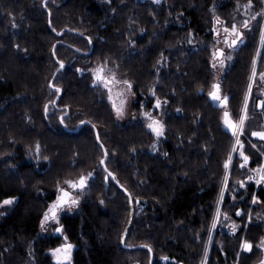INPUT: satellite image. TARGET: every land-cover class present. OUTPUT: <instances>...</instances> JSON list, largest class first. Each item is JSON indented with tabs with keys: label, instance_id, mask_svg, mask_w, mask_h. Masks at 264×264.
Segmentation results:
<instances>
[{
	"label": "trees",
	"instance_id": "obj_1",
	"mask_svg": "<svg viewBox=\"0 0 264 264\" xmlns=\"http://www.w3.org/2000/svg\"><path fill=\"white\" fill-rule=\"evenodd\" d=\"M247 2L0 0V202L15 197L13 205L0 208V264H53L46 252L59 245V238L39 233L42 215L56 198L58 181L88 172L93 176L86 184L85 204L76 215L61 219L63 238L76 246L72 264H150L151 256L152 264H202L228 170L224 162L233 147L232 135L223 128L225 111L208 97L215 79L210 40L214 21L230 26L236 5ZM260 24L220 85L234 121ZM191 38L201 44L192 47ZM105 59L132 82L144 109L151 108L153 91V99L167 101L164 139L157 147L143 121L119 126L106 92L93 85L90 70ZM61 60L64 67L55 77ZM81 120L85 123L74 132ZM243 142L252 170L262 162L264 141L252 140L259 149ZM37 144L45 161L40 169L21 154L36 150ZM105 150L115 179H105L100 164ZM240 162L235 158L228 191L252 173ZM255 191L251 184L237 204L226 191L221 213L239 218L246 229L234 236L215 230L206 264H259L264 221L255 217L260 207L251 209L250 202L253 194L257 203L264 202V187ZM244 239L253 244L248 254L240 251Z\"/></svg>",
	"mask_w": 264,
	"mask_h": 264
},
{
	"label": "rangeland",
	"instance_id": "obj_2",
	"mask_svg": "<svg viewBox=\"0 0 264 264\" xmlns=\"http://www.w3.org/2000/svg\"><path fill=\"white\" fill-rule=\"evenodd\" d=\"M151 1L154 3H160L161 2V0H159V2H157V0H151ZM257 1H258V4H257L258 6H253V4H252L251 8H245L246 4L245 5H243V4L236 5V8H235L236 14H235L233 21L231 22V25L233 23H236L237 26L239 27L240 24H242V22L245 19H247L251 25V27L247 28V29L240 28V30L242 32H244V37H243L242 43L238 42L237 45H235L234 47H229L228 44H226L224 42V37L226 35L229 37V43L231 42V39L233 38V36L231 34L224 32V28L225 27L230 28L231 25L226 26L224 22L217 23V20H215L214 21V27L212 29L213 36H212V39L210 40V49H211V56H212V64L215 65V67H213V71L215 73L214 84H219V93L218 94L221 97V99H223V97L227 96V95L222 92L220 85H221V83L225 77V74L230 69V67L233 65V61L236 58L237 52L240 50L241 47L245 46V44L247 42V38L250 36L253 29L256 27V24L261 22L260 27H259L258 38H257V42H256V48L254 51L255 64L252 65L251 74L249 75V78L247 80V85H246V89H245V93H244L242 107H241V110L239 112V116L235 119V121H238L242 112L244 110H246L247 119L245 120L244 129L242 132L238 133L240 140L242 142L243 148H241L239 145H235L236 137L234 136L232 145L233 146L235 145V148L232 147V150L230 153L231 154V161H230V164H229V167H228V170L226 173L225 181L223 184V188H222L221 201L219 202V206H218L219 213L218 214L216 213V217H215V220L213 222V224L215 223V227H212V232L209 234L210 236H208V242L206 244L207 245L206 259L208 258V255L210 253V249L213 245V240L215 238L214 237L215 230L234 236L239 231H241L242 228L244 230L246 229V225H245V227H243L241 225L242 223H241L239 218L230 217L228 215H225L224 213H221L220 208H221V204H222V198L224 197L226 191H227V193H229V198H230L231 203L237 204L240 200H241L240 202L243 201V199H242L243 196H241V193L243 191H246V189L251 184H253L255 186L256 191L260 187H264V183H261L260 186L258 187V184L256 183L255 179L250 181L246 178L244 180L236 181L233 185H231V187H230L231 189L229 191L227 189V185H228L227 184L228 183L227 178L229 176V173H230V170L232 168V165L234 163L235 158H239L242 160V162H240V168L241 169H245L246 171H249V173H251V170L249 169V166H248L249 162L246 165H244L243 167L241 166L243 163V158L240 156V151L245 150V144L243 141H248V143L252 147H253V145H255V147H253L255 149H259V146L257 143L252 142V140H253L252 138H251L252 140H250V139L247 140V134H249L253 130H264V79H262L259 75L260 73H264V61L262 63V56H264V43H261V41H260L261 26H264V0H257ZM245 13H247V15H245ZM253 16H255L256 18L252 19ZM189 44L192 47H195V46L201 44V40H199V39L194 40L191 38L189 40ZM216 48H220L223 50V53H224V55L222 56V59L224 61L223 66H221V64L219 63V60L213 58V53H214ZM228 56H231V59H227ZM96 65L97 64H95L93 66V68ZM253 68H255V73H256L255 75H253ZM117 76L119 79H124L121 76V74L118 72H117ZM249 84H251L250 89H249ZM98 86L106 92V99H107V102L109 104L111 113L113 114L114 119L119 126H124L125 124L132 122V121L133 122L143 121L145 123L146 128H147L148 121L142 115V113L145 111L150 112L151 114L156 116V118L161 120V122L164 124L165 107H166V103L164 101L160 100L161 106L159 108H157V107H155V102L157 99L156 98L153 99V95H150L149 99L152 98L151 108L144 109L143 108L144 106L143 107L141 106V105H143V102L142 103L139 102L137 100L136 96L134 95L133 91H131V93L127 94V99H126V102L124 105L123 115L118 117L115 110L112 108V101H110L108 99L107 89H105L103 87V85H98ZM116 87L118 88L120 86H116ZM115 90L116 89L114 88L113 96L116 99L117 103H119V98L115 97ZM212 91H213V88H212ZM208 97L210 100H212V102L216 106L222 108L223 111H226L227 102H226V104H222V103H220V101L214 100L210 95H208ZM245 101H246V103H245ZM258 101H262L261 109L257 108L258 107L257 106ZM136 104L138 106L136 108H134V106ZM144 104L146 105V103H144ZM256 127H258V129H254ZM147 129L151 132V134L153 136L154 146L157 147L158 144L161 141H163L164 135L161 137H157L155 135V133H153L149 128H147ZM262 146H263V150H262V154H261V157H262L261 164H264V143ZM21 154H22L23 160L31 163L36 169H40V168L45 167V161H43L41 158L39 160L37 159V149L33 150V151L23 149L21 151ZM253 175H255V174L252 172L251 174L246 173L245 176L248 177V176H253ZM241 181H243V186H241V183H240ZM87 189H88L87 186H85L83 189H69L74 197L79 198L78 204L75 206H72L70 208V210L66 206L65 209L62 210L60 215H59V223L58 224L56 221H51V222H48L44 226V228L42 229L41 221H40L39 233L42 236H53V237L57 236L59 238V245L62 243H69L68 241H65V239L63 238V231L61 233H56L54 231V228L61 225V219L63 217H66V216L72 217V216L76 215L82 209L83 205L85 204V193H86ZM13 203H14V200L11 204H8V205H4L1 203L0 208L4 207V206H11V205H13ZM254 205L260 207V209H261L260 212L257 215H255V217L259 215L258 218L264 221V202H262V201H260L259 203H257L256 201L253 202V198H252L251 202H250V208L252 209V207ZM249 215H251V210L246 217V223H248L249 219L252 217ZM252 215H254V214H252ZM233 224H235L237 226L235 233H233V231H232V225ZM75 250H76V246H74L72 251H71V257H72L71 261L65 262V264H72ZM240 251H242L241 248H240ZM46 253L51 258L53 264H57V261L54 259L51 252L48 250ZM234 264H237V263H234Z\"/></svg>",
	"mask_w": 264,
	"mask_h": 264
},
{
	"label": "snow or ice",
	"instance_id": "obj_3",
	"mask_svg": "<svg viewBox=\"0 0 264 264\" xmlns=\"http://www.w3.org/2000/svg\"><path fill=\"white\" fill-rule=\"evenodd\" d=\"M159 2V0H157ZM253 4V0H248L247 4L245 5V8H251ZM247 15V13H245ZM256 17L253 16L252 19H255ZM219 19L217 18V23H219ZM16 25L13 24V27ZM250 22L245 19L242 24L238 27L236 23H233L231 27H225L224 32L231 34L233 38L231 39V42L229 43V37L226 35L224 37V42L228 44L229 47H233L237 45L238 42L242 43L243 42V37H244V32L240 30V28H250ZM141 32H143V29H141ZM260 41L261 43H264V26H261V31H260ZM89 42H91V38L89 37ZM55 54V53H54ZM223 50L220 48H216L214 53H213V58L214 59H219V57L223 56ZM227 59H231V56H228ZM159 63V61H157ZM219 63L221 66H223V59H219ZM60 67H64V61H59ZM253 64H255V58L253 60ZM215 67V65H213ZM77 71H84L83 69H77ZM93 80L92 83L93 85H103L105 89L108 91V99L112 101V108L115 110L117 116L123 115V110H124V105L127 99V94L131 93L133 84L131 81L127 79H119L117 76V72L114 71L112 68L108 67V60L105 59L101 63L97 64L94 68L91 70ZM255 68H253V75H255ZM262 79H264V73L259 74ZM51 87L56 88L57 93H59L61 90L56 87L55 84H52V82H49ZM120 86V87H116ZM213 91L209 93V95L214 99L220 101L222 104H226L228 97L224 96L223 99L219 96V84H213ZM115 90V97L119 98V103H117L116 99L113 96V91ZM251 88V84H249V89ZM155 95V92L153 91L152 93ZM50 103L54 104L55 101H50ZM167 103V101H165ZM246 103V101H245ZM143 107V105H141ZM161 106V101L159 99L156 100L155 102V107L159 108ZM45 112L48 111V105L46 104L45 106ZM67 107V105H65ZM177 111H180V109H177ZM142 115L147 119V128H149L157 137H161L164 135V124L161 122V120L157 119L156 116L151 114L150 112H143ZM223 122L224 125L231 129L233 135L236 137L235 145H239L241 148H243L242 142L240 140V137L238 135L239 132H242L245 126V120L247 119L246 115V110L242 112V114L239 117L238 121H234L230 113L228 111H225L223 114ZM61 123H63V118L61 119ZM81 124H84L85 121L81 120ZM88 123H91L88 121ZM93 128H95V125H92ZM253 136L260 137L261 139H264V131H253L252 132ZM99 135H97V140L99 141ZM235 145L233 146L235 148ZM39 144L36 145L37 149V159L39 160L41 157L39 156ZM101 147H103V144H101ZM255 147V145H253ZM155 147H153V151H155ZM108 152L105 150L104 152V157H107ZM166 155V154H165ZM240 156L243 158V163L242 167L246 165L249 162L250 157L245 154L244 151H240ZM43 159L47 160L48 157H43ZM231 161V154L229 155V159L225 160L224 166L227 169L229 167ZM100 164L105 165V172L108 174L105 179L107 180L108 176H111L113 179H115V175L111 173L108 170L105 158H101ZM255 175L253 176H248V180H256L257 184L264 183V164H259L256 168H253L251 170ZM93 176V172H88L87 175L80 174L77 179H73L71 177L64 179L62 182L58 181L56 188H57V194L56 198L49 203L47 209L44 211L42 219H41V227L42 229L44 226L51 221H56L57 224L59 223V215L62 210L65 209L67 206L70 210L72 206H75L78 204V197H74L69 189H83L88 182L89 178ZM119 183V181H117ZM241 186H243V181L240 182ZM63 185V186H62ZM123 187V185H121ZM127 191V189H124ZM131 194H129L130 196ZM15 197L7 198L3 200L2 204L8 205L13 202ZM257 200V197L255 194H253V202ZM103 203V201H101ZM219 213V209H217V214ZM240 212L239 210L237 211V215H239ZM226 215V214H225ZM213 227H215V223L213 224ZM237 226L235 224L232 225V231L233 233L236 232ZM54 231L56 233H61L63 231V226H57L54 228ZM65 241H67L68 237H64ZM123 239V238H122ZM73 244L71 243H62L56 248H51L49 251L53 255L54 259L57 261V264H65V262H70L71 261V251L73 249ZM144 247L148 248L149 251H152L151 246L145 244ZM260 248H264V237L261 238V242L259 245ZM240 248L242 250L246 251H251L253 248V244L247 240L244 239L240 243ZM240 253H237V256L239 257ZM206 256H207V249H205V260H202V264H206ZM164 259H168L167 257H164ZM260 264H264V260L260 262Z\"/></svg>",
	"mask_w": 264,
	"mask_h": 264
},
{
	"label": "water",
	"instance_id": "obj_4",
	"mask_svg": "<svg viewBox=\"0 0 264 264\" xmlns=\"http://www.w3.org/2000/svg\"><path fill=\"white\" fill-rule=\"evenodd\" d=\"M61 34H62V33H59L58 35H61ZM233 47H234V46H233ZM219 59H222V56L219 57ZM219 59H217V60H219ZM60 69H61V67H59V69L57 70V72H56V74H55V77H56V75H57V73H58V71H59ZM55 77H54V78H55ZM261 104H262V101H258V105H257V106H258V109H261ZM61 119H62V118H60L59 121H60L61 126L64 128L63 123H61ZM81 125H82V124H79L74 132H77V131L79 130V128H80ZM223 128H224L225 131H227V132H229L231 135H233L231 129L227 128V127L224 125V122H223ZM95 135H96V139H97V132H96V130H95ZM251 138H252L253 140H256V141H264V139H261L260 137L253 136L252 133H251ZM97 142L99 143L98 140H97ZM104 158L106 159V157H104ZM101 165H102V164H101ZM102 167L104 168V165H102ZM110 177H111V176H110ZM86 184H87V183H86ZM85 186H86V185H85ZM128 198H129V205H130V208H132V201H131V198H130L129 195H128ZM131 222H132V209H131V215H130V219H129L128 225H127V227H126V229H125V231H124V234H123L122 244H123V242H124V240H125V237H126V235H127L128 229H129V227H130V225H131ZM244 251H245L246 253H249V252H250V251H246V250H244ZM152 260H153V259H152V256H151L150 264H152ZM263 260H264V258H263ZM164 262H167V261L165 260Z\"/></svg>",
	"mask_w": 264,
	"mask_h": 264
},
{
	"label": "flooded vegetation",
	"instance_id": "obj_5",
	"mask_svg": "<svg viewBox=\"0 0 264 264\" xmlns=\"http://www.w3.org/2000/svg\"><path fill=\"white\" fill-rule=\"evenodd\" d=\"M264 131V130H263ZM260 186V184H258V187ZM239 212H241L240 210H239ZM260 250L262 251V256H261V260H260V262L263 260V258H264V248H260ZM242 251H244V250H242ZM245 252V251H244ZM250 253V252H249ZM260 262H259V264H260Z\"/></svg>",
	"mask_w": 264,
	"mask_h": 264
}]
</instances>
